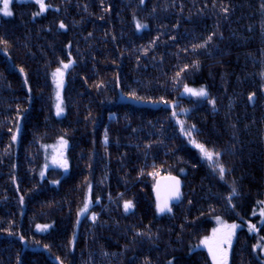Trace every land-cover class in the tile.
<instances>
[{"label": "trees", "instance_id": "obj_1", "mask_svg": "<svg viewBox=\"0 0 264 264\" xmlns=\"http://www.w3.org/2000/svg\"><path fill=\"white\" fill-rule=\"evenodd\" d=\"M262 2L45 0L41 13L34 0H10L13 14L0 13V264H212L200 240L217 216L238 225L229 264H261ZM69 55L57 116L51 72ZM60 137L67 170L50 163ZM192 139L222 153L223 179ZM163 175L180 178L182 195L157 213L153 186ZM89 184L92 203L77 222Z\"/></svg>", "mask_w": 264, "mask_h": 264}, {"label": "snow or ice", "instance_id": "obj_2", "mask_svg": "<svg viewBox=\"0 0 264 264\" xmlns=\"http://www.w3.org/2000/svg\"><path fill=\"white\" fill-rule=\"evenodd\" d=\"M9 2L10 0H2L3 7H2V14L4 16H11L13 13L9 11ZM35 2L39 5V11L42 13L46 10L47 5L45 4V0H35ZM140 3L143 4L144 0H140ZM261 13L264 14V2L261 3ZM39 13H34L33 15H38ZM59 27L61 29L65 28V24L61 22L59 24ZM147 27V25L142 24L140 22H136V29L139 31L140 29ZM261 31L264 33V20L261 22ZM211 40V36L205 40L203 43L200 44H194L193 45V51H195L197 48L203 49L205 45ZM7 42L4 41L3 39H0V44H6ZM67 47V46H66ZM5 55L7 53L5 52ZM74 61L71 58V55H69L67 62L65 63L63 60L59 61V66L51 72V77H52V82L53 85L55 86V100L56 103L54 105L56 109V115L59 116L64 112V107H63V100L61 98V90L64 87V75L65 71L70 68L73 65ZM189 66L185 65L183 69L180 71L183 72L185 69H187ZM192 67H199L197 61H193ZM20 74L23 76L24 75V70L23 68L19 69ZM180 72L176 73V77L179 78ZM261 79L264 80V71L260 73ZM24 86L28 87V80L25 79L24 81ZM97 87H100V85H97ZM261 90L264 91V84L261 85ZM184 92L188 93L192 96L195 97H200V98H207L208 93L207 91L201 87L200 89H193L189 88L187 85L184 86ZM130 96L133 99L140 100L142 99L141 97L136 96V94L130 93ZM255 94L250 93L248 96L249 102H251L254 99ZM208 103L215 106V101L213 99H208ZM19 112V110H18ZM177 114L176 112L172 113V116L175 117ZM176 123L178 125H181V131L185 132V129L183 128V122L180 120H177ZM20 128V116L18 115L16 118V132H13L11 134V141L15 143L17 141V133ZM192 129H195V126H192ZM186 135L188 137H191L193 135L192 130H188L186 132ZM104 142L107 143V131L105 132V138ZM196 148L199 149L201 156L209 162V166L213 169V171H218L220 178L223 179L228 171V169L225 168V166L221 163V156L222 153L215 151V150H210L208 149L205 144L197 142L195 139H192L190 141ZM43 147H48V146H43ZM68 147V141L64 137H60L58 140V147L54 148L53 155L51 156V161L54 165L63 168L64 170L68 169V160L65 156V150ZM47 167V165H45ZM40 175L43 177L44 172L41 171ZM149 175L155 176L156 173H149ZM166 181V184L163 187V196L161 195V186L159 182L154 185V191L156 192V211L157 213L161 212H171V208L169 207V202L171 200H179L182 193L180 191L181 187V182L179 179H177L175 176H167L164 178ZM13 182L15 183V177H13ZM52 183H59V181H52ZM237 189L233 186L231 189L230 196H236ZM96 203L100 202V198L97 197L95 200ZM229 204H231V200L228 201ZM20 203H24V198H20ZM92 203L91 200V184L88 185V192L85 195L83 207H81L78 212H77V222H79V217L87 212L89 210V206ZM191 203V201H189ZM260 204H264V201H258ZM134 207V204L130 200L124 201L123 208L125 212H128ZM260 216L264 218V208L261 209ZM90 219L95 221L97 219V214L92 213ZM218 227H215L212 229L211 235L210 236H204L200 240V245H202L204 248L207 249L208 255L212 261V264H229V250L232 247L233 243V237L235 236V230L238 227L235 223L233 224H226L223 223L220 220V217H216ZM37 230L44 231L46 230L49 226L48 225H37ZM248 229L250 232H255L257 231V226L254 224H249ZM137 235H144L143 233H137ZM21 241L23 242V237H20ZM261 240H264V237L260 238ZM72 242L70 241V244ZM47 247V246H45ZM259 247L260 252L262 255H264V244H255L253 245V251H255ZM191 250V249H190ZM59 260V258H57ZM19 264V261H18ZM169 264H172L171 261H169ZM261 264H264V261H261Z\"/></svg>", "mask_w": 264, "mask_h": 264}, {"label": "water", "instance_id": "obj_3", "mask_svg": "<svg viewBox=\"0 0 264 264\" xmlns=\"http://www.w3.org/2000/svg\"><path fill=\"white\" fill-rule=\"evenodd\" d=\"M250 104L252 103V101L251 102H249ZM167 176H175V175H163V176H159L156 180H155V183H154V185H156L158 182H159V184H160V186H161V195L163 196V187H164V185L166 184V181H165V177H167ZM177 179H179L180 180V178L178 177V176H175ZM180 182H181V180H180ZM181 188V187H180ZM153 196H154V200H155V204H156V192L154 191V186H153ZM176 200H171L170 202H169V207H170V205L173 203V202H175Z\"/></svg>", "mask_w": 264, "mask_h": 264}, {"label": "rangeland", "instance_id": "obj_4", "mask_svg": "<svg viewBox=\"0 0 264 264\" xmlns=\"http://www.w3.org/2000/svg\"><path fill=\"white\" fill-rule=\"evenodd\" d=\"M17 1H21V0H17ZM35 1V0H34ZM2 7H3V3H2V0H1V2H0V13H2ZM178 120H180V119H178ZM56 147H58V144H57V146ZM53 155V154H52ZM50 163H51V166H53V167H58V166H56V165H54L53 163H52V161H51V158H50ZM180 191H181V188H180ZM171 206V205H170ZM91 217V216H90ZM262 218V217H261ZM221 220V219H220ZM223 223H226V222H224L223 220H221ZM215 225H214V227L213 228H215V227H218V223H217V220L215 219ZM226 224H229V223H226ZM237 229V228H236ZM236 231V230H235ZM212 232V231H211ZM211 235V234H210ZM259 248V247H258ZM260 250V249H259ZM260 254H261V252H260ZM262 255V254H261ZM262 257H264V255H262ZM212 262V261H211Z\"/></svg>", "mask_w": 264, "mask_h": 264}]
</instances>
